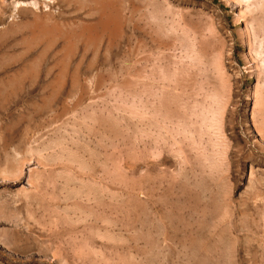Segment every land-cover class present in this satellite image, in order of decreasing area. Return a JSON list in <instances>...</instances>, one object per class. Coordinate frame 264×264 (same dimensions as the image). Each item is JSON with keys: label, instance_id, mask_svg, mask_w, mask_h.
<instances>
[{"label": "rangeland", "instance_id": "1", "mask_svg": "<svg viewBox=\"0 0 264 264\" xmlns=\"http://www.w3.org/2000/svg\"><path fill=\"white\" fill-rule=\"evenodd\" d=\"M250 11L0 0V264H264ZM211 91L220 132L192 112Z\"/></svg>", "mask_w": 264, "mask_h": 264}, {"label": "bare ground", "instance_id": "2", "mask_svg": "<svg viewBox=\"0 0 264 264\" xmlns=\"http://www.w3.org/2000/svg\"><path fill=\"white\" fill-rule=\"evenodd\" d=\"M259 1H264V0H227V2L230 5H232L235 9L238 10V15H239L240 19L244 18L245 20H246L247 16L251 14L250 6L253 5L254 3L259 2ZM245 5H246V7H244ZM248 55H249L250 62L255 66V68L257 70L256 72L259 73V74H262L260 72L264 69V66H263L264 61L262 62V66L263 67H261V65L256 60L257 55H254L251 52ZM258 82H259V80H258ZM202 96L205 99V102L201 106L200 109H195L194 108V111H192L193 115H195L197 118L202 117V120H203L204 123L209 121L208 122V126H210L211 128H216V130H218L219 132L222 131L223 124H224L223 119L225 117V115L223 116L224 113L222 112L220 115H217V116L214 115L213 114L214 107L210 103L206 102L208 99H211V100L214 99L215 100L217 95L215 94V92L213 93L211 91V92H204L202 94ZM229 98H230V92L228 93V100H229ZM257 99H258V97H257ZM257 102H258V100H257ZM255 129H256L257 134H259V137H260V139L262 141V144H264V128L259 127V126L256 125Z\"/></svg>", "mask_w": 264, "mask_h": 264}]
</instances>
